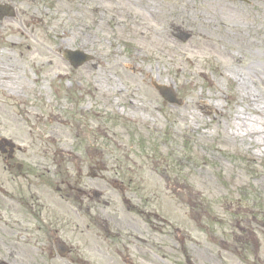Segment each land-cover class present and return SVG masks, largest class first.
<instances>
[{"label": "rangeland", "instance_id": "obj_1", "mask_svg": "<svg viewBox=\"0 0 264 264\" xmlns=\"http://www.w3.org/2000/svg\"><path fill=\"white\" fill-rule=\"evenodd\" d=\"M0 4L13 10L0 19L2 135L71 143L98 123L102 162L123 175L102 182L96 213L62 206L86 264H264V0ZM66 49L94 59L74 68ZM250 69L260 81L242 97ZM84 158L60 173L74 177ZM1 228L0 261L20 264Z\"/></svg>", "mask_w": 264, "mask_h": 264}, {"label": "flooded vegetation", "instance_id": "obj_2", "mask_svg": "<svg viewBox=\"0 0 264 264\" xmlns=\"http://www.w3.org/2000/svg\"><path fill=\"white\" fill-rule=\"evenodd\" d=\"M20 119L27 122L21 116ZM85 125L91 137H80L78 133L77 137L83 140L71 143L56 138L59 134L52 132L47 133V139L30 138L28 143L22 138L6 137L0 132L3 173L0 175V218H6L8 229L0 228L7 235L5 240L8 244V259L21 261L20 264H50L49 260L52 258L86 264L82 253L78 254L79 244L74 246V239L77 238V243H81V249L85 251V239H80V236H73L74 239L69 237L67 208L63 209L62 206L67 204L89 214L96 213L104 194L102 182L110 177L123 175L118 171L108 170L102 162L99 150L94 145L97 135L100 136L98 123ZM34 146H38L41 158L31 154ZM83 154L85 158L78 163L77 167H81L75 171L74 177L68 178L69 172L60 173L65 167L62 160L82 159ZM58 161L62 162L60 166L56 164ZM86 161L89 163L87 166ZM2 237L1 235L0 238ZM89 246L92 252L101 248L96 241L89 242ZM122 248L125 249V246ZM73 254L76 256H73L74 260L70 257ZM27 258L44 261H22ZM4 261L17 264L9 260H1L0 264H4Z\"/></svg>", "mask_w": 264, "mask_h": 264}, {"label": "water", "instance_id": "obj_3", "mask_svg": "<svg viewBox=\"0 0 264 264\" xmlns=\"http://www.w3.org/2000/svg\"><path fill=\"white\" fill-rule=\"evenodd\" d=\"M0 9L2 10L1 7ZM7 15H11V14L7 13ZM189 36L190 34L183 33V32L178 35V37L181 38L182 41L186 40ZM63 55L66 59H68L71 62V64L74 67L80 66L83 63L92 59V57L89 54H86L79 50L66 49ZM156 88L159 90L163 98L166 99L167 101L172 102V103L178 102L175 99L173 91L169 87L156 85Z\"/></svg>", "mask_w": 264, "mask_h": 264}, {"label": "bare ground", "instance_id": "obj_4", "mask_svg": "<svg viewBox=\"0 0 264 264\" xmlns=\"http://www.w3.org/2000/svg\"><path fill=\"white\" fill-rule=\"evenodd\" d=\"M14 45V43H12V46ZM238 62H241L240 59H237ZM7 75V74H6ZM251 77H253L256 80H259L258 76H257V72L254 69H250L248 72V77H247V82L244 81H238V86L241 87V95L242 97H245L246 94H249V92H251L248 88V83L251 82ZM0 79L2 81H7L8 77H4L1 73H0ZM260 81V80H259Z\"/></svg>", "mask_w": 264, "mask_h": 264}]
</instances>
